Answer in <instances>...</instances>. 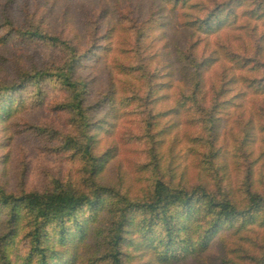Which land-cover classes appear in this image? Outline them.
Returning <instances> with one entry per match:
<instances>
[{
  "label": "trees",
  "instance_id": "16d2710c",
  "mask_svg": "<svg viewBox=\"0 0 264 264\" xmlns=\"http://www.w3.org/2000/svg\"><path fill=\"white\" fill-rule=\"evenodd\" d=\"M0 264H264V0H0Z\"/></svg>",
  "mask_w": 264,
  "mask_h": 264
}]
</instances>
